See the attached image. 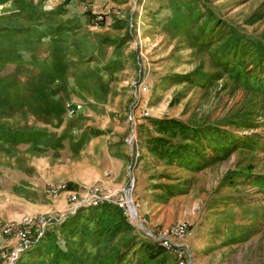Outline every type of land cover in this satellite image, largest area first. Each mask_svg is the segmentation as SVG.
Here are the masks:
<instances>
[{
	"label": "rangeland",
	"instance_id": "obj_1",
	"mask_svg": "<svg viewBox=\"0 0 264 264\" xmlns=\"http://www.w3.org/2000/svg\"><path fill=\"white\" fill-rule=\"evenodd\" d=\"M252 58L264 0H0V224L72 219L86 193L128 189L147 229L186 231V262L264 264ZM166 118L189 134L153 122ZM89 208L15 264H178L144 255L156 241L121 208L106 233Z\"/></svg>",
	"mask_w": 264,
	"mask_h": 264
},
{
	"label": "built area",
	"instance_id": "obj_2",
	"mask_svg": "<svg viewBox=\"0 0 264 264\" xmlns=\"http://www.w3.org/2000/svg\"><path fill=\"white\" fill-rule=\"evenodd\" d=\"M103 202L111 203L121 208L133 225L142 228L145 231L144 233L154 239L161 247L174 252L178 264H190V262L185 260L186 255L189 254L182 243L185 239L186 231L177 227L166 228L157 232L147 229L148 220L139 216L137 205H135L133 199L132 204L135 206V210L134 213L131 211L128 201V189H123L121 192L95 190L86 193L73 206L67 209L65 214H73L81 207H93ZM55 219V216H42L34 220L32 217L26 216L20 221L16 220L0 224V261L5 264H15L22 253L29 250L31 244L41 241L46 228Z\"/></svg>",
	"mask_w": 264,
	"mask_h": 264
},
{
	"label": "trees",
	"instance_id": "obj_3",
	"mask_svg": "<svg viewBox=\"0 0 264 264\" xmlns=\"http://www.w3.org/2000/svg\"><path fill=\"white\" fill-rule=\"evenodd\" d=\"M252 60H253V63H255V68L253 69V71H250L251 73L246 71L245 76L246 77L249 76L252 79H255V81L257 82L255 88L259 90L260 92H263L264 88L263 90H261V89H258V86L262 85L264 87V60L260 62L256 60V58H252ZM251 68H253L252 65H251ZM153 122L160 129H166V130L167 129H173V130L179 129L183 135L189 134L187 125L179 120H176L173 118H166V119H155L153 120ZM191 132L192 133L194 132L193 134L195 135L198 134V132H201L204 136H206L207 132L209 131L208 129H204V128H196L194 130H191ZM183 149L185 151H188L185 147ZM219 156L221 157V155L217 154L216 157L214 156L213 158L216 160L220 158ZM79 210H81V208H79L75 212V214H73L72 219H71V215H65L61 218V220L51 222L46 228L43 238L41 239V241L38 242L39 244L36 247L28 250L22 257H20L17 260L16 263H18L21 260H25V258H27L29 255H31L32 253H35L37 249H40L43 243L45 242L49 232L53 228H55L56 225L58 224H61V225L65 224L66 226L69 224L73 225L75 223V219L78 218L77 216L75 217L74 215H77ZM84 210L88 212V215H87L88 217H92L94 219V221L96 222V227L99 228L98 230H100L102 233L104 232L106 233L109 229L116 231L117 229H119V224H120V221L116 220V217H118L119 220L121 218H125L123 216L122 210L118 206L111 204V203H107V202H103L97 206H93V207H90L89 209H84ZM69 219H71V221H69ZM141 249H142L143 254L148 256V258H154L156 256H159L165 251L163 247L157 245L156 243H151V242L142 243Z\"/></svg>",
	"mask_w": 264,
	"mask_h": 264
},
{
	"label": "bare ground",
	"instance_id": "obj_4",
	"mask_svg": "<svg viewBox=\"0 0 264 264\" xmlns=\"http://www.w3.org/2000/svg\"><path fill=\"white\" fill-rule=\"evenodd\" d=\"M130 192H128V201H129V205L131 207V211L134 213L135 210V206L132 204V199H130Z\"/></svg>",
	"mask_w": 264,
	"mask_h": 264
}]
</instances>
